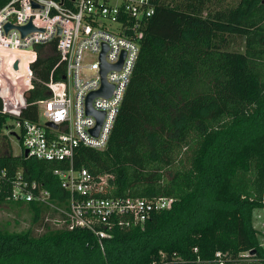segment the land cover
<instances>
[{
  "label": "trees",
  "instance_id": "16d2710c",
  "mask_svg": "<svg viewBox=\"0 0 264 264\" xmlns=\"http://www.w3.org/2000/svg\"><path fill=\"white\" fill-rule=\"evenodd\" d=\"M9 1L0 0V8ZM262 1L155 0L106 148L76 151L74 168L91 174L98 197H167L175 199L171 208L98 242L88 230L50 227L47 206L0 196V207L29 222L20 232L0 229V264H264L253 227V212L264 209ZM36 50L34 77L48 81L55 46L48 56ZM62 71L56 68L55 80ZM48 97L34 81L19 118L2 112L0 98L3 139L9 119L35 121L34 103ZM3 146L0 164L11 175L21 172L57 206L67 205L54 175L67 163Z\"/></svg>",
  "mask_w": 264,
  "mask_h": 264
},
{
  "label": "built area",
  "instance_id": "2783aa9c",
  "mask_svg": "<svg viewBox=\"0 0 264 264\" xmlns=\"http://www.w3.org/2000/svg\"><path fill=\"white\" fill-rule=\"evenodd\" d=\"M154 13L155 0H10L0 8L2 112L19 118L27 106L25 95L34 88V81L49 93L47 99L34 103L38 108L35 121L15 119L3 134L16 136L15 129L20 131L18 139L23 155L27 152L26 158L67 163L66 169H56L54 175L68 197L67 205L59 207L38 183L26 179L21 172L11 175L1 164L0 196L47 206L58 212L57 229L88 230L98 242L108 238L114 228L129 229L144 223L152 214L171 208L175 199L167 197L151 200L98 197L99 190L91 174L85 168H74L78 148L98 151L106 148ZM29 23L39 31L23 37L18 28ZM7 24L12 26L8 31ZM52 45L58 62L48 81L38 80L31 69L37 58L36 47L51 51ZM90 57L95 62L88 63ZM16 61L17 71L13 68ZM102 63L121 65L103 77ZM57 67L63 70L61 80L54 79ZM104 83L112 87V92L108 98L98 96L91 102L95 112L104 114L94 135L98 120L87 114L86 101ZM48 123L55 127H48ZM255 219L258 232L264 236V214H255Z\"/></svg>",
  "mask_w": 264,
  "mask_h": 264
},
{
  "label": "rangeland",
  "instance_id": "374dc122",
  "mask_svg": "<svg viewBox=\"0 0 264 264\" xmlns=\"http://www.w3.org/2000/svg\"><path fill=\"white\" fill-rule=\"evenodd\" d=\"M237 1V0H235ZM51 54V51L49 49H42V56H48ZM88 63H92L95 62V58L94 57H90L88 58ZM23 102V101H22ZM22 102L17 105L16 107H19ZM43 107L40 106L39 110L40 113L42 112ZM8 124L12 125L14 124V120H8L7 122ZM15 135L16 136H10L7 137V139H3V135L2 133H0V154H2L4 151V149H6L3 145L5 142L8 143V147L10 148V151L14 154V155H19L22 153V149H21V145H20V141H19V137H20V131L18 129H15ZM227 148H223L221 150V153L218 156V159H222L224 157V155L227 152ZM209 181V180H208ZM211 182H207L208 186ZM54 211V210H52ZM50 212L46 215L45 218V222H47V224L52 227V228H58V226L55 223L56 218H58V212L54 211V212ZM257 211V210H256ZM256 212L254 211L253 216ZM259 213V212H257ZM256 213V214H257ZM262 214H264V212H262ZM257 220H253V225H256ZM257 226V225H256ZM29 227V222H28V218L27 216L23 215L22 217L18 218L13 212L7 210L5 207H0V229L5 228L8 229L9 231L12 232H20V231H24ZM35 234H40V230H36ZM258 239L261 242V244L264 245V236H262V234L259 232L258 235Z\"/></svg>",
  "mask_w": 264,
  "mask_h": 264
},
{
  "label": "water",
  "instance_id": "95a60500",
  "mask_svg": "<svg viewBox=\"0 0 264 264\" xmlns=\"http://www.w3.org/2000/svg\"><path fill=\"white\" fill-rule=\"evenodd\" d=\"M262 4L264 5V0L262 1ZM12 28V26L10 24H7L5 26V30L8 31ZM18 30L21 32V35L24 37L26 36L27 34L29 33H32V32H36V31H39V30H36L35 28L32 27V25L29 23L28 25L26 26H23V27H19ZM103 55H104V52L101 54V61L103 62ZM0 65H1V59H0ZM120 65L121 63H119L118 65L116 66H108V65H105L104 63H102V71H101V75L104 77L105 74L111 70V69H119L120 68ZM14 70H18V62L16 61L14 63V66H13ZM111 92H112V87L108 86L107 84L104 83L103 85V88L98 91V92H95V93H92L88 96L87 98V101H86V108H87V114L89 115H93L94 117H96V119L98 120V125L97 127L92 131V133L94 135L97 134L98 130H99V126H100V123L103 119V116L104 114L103 113H99V112H95L92 108H91V102L92 100L95 98V97H110L111 95ZM48 127H55L54 125H52L51 123H48L47 124ZM27 155V152L24 153V156L26 157Z\"/></svg>",
  "mask_w": 264,
  "mask_h": 264
},
{
  "label": "crops",
  "instance_id": "0c3cea01",
  "mask_svg": "<svg viewBox=\"0 0 264 264\" xmlns=\"http://www.w3.org/2000/svg\"><path fill=\"white\" fill-rule=\"evenodd\" d=\"M255 212H256V213H257V212H260V213H261V212H263V210H257V211H255ZM253 213H254V212H253ZM256 213H255V214H256ZM255 214H254V215H255ZM253 217H254V216H253ZM253 226H254L255 229H257V226H256V225H253ZM257 230H258V229H257ZM258 235H259V234H258ZM258 240H259V239H258ZM259 243H260V245L264 248V245L261 244L260 241H259Z\"/></svg>",
  "mask_w": 264,
  "mask_h": 264
}]
</instances>
